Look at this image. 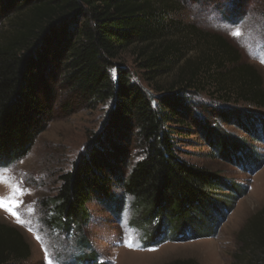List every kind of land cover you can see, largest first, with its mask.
<instances>
[{
    "label": "trees",
    "instance_id": "trees-1",
    "mask_svg": "<svg viewBox=\"0 0 264 264\" xmlns=\"http://www.w3.org/2000/svg\"><path fill=\"white\" fill-rule=\"evenodd\" d=\"M178 9L179 0H0V166L26 156L45 129L51 107L39 91L46 86L42 77L47 69L54 70L78 107H107L101 132L61 176L47 203L51 226L76 231L83 247L88 203L98 200L118 213L122 199L115 187L132 197L144 227L155 223L149 244L212 234L245 192L218 173L186 162L178 138L190 130L194 105L188 93L210 88L222 101L262 108V75L219 34L189 25L183 27L188 37H179L182 25L173 18ZM196 40L205 43L204 51L179 65L184 46ZM130 46L137 47L147 80L177 67L176 78L165 87L154 83L150 93L118 61ZM220 116L252 139L264 140V119L234 111ZM196 130L210 148L209 157L233 161L251 173L262 166L263 155L219 125L202 122ZM133 137L143 156L125 172ZM237 240L232 264H264V207L240 229ZM29 256L22 233L0 222V264H17ZM77 259L96 264L91 254ZM166 264L198 263L177 259Z\"/></svg>",
    "mask_w": 264,
    "mask_h": 264
},
{
    "label": "rangeland",
    "instance_id": "rangeland-1",
    "mask_svg": "<svg viewBox=\"0 0 264 264\" xmlns=\"http://www.w3.org/2000/svg\"><path fill=\"white\" fill-rule=\"evenodd\" d=\"M173 18L182 25L179 37L189 32L183 27L193 25L199 31L225 38L235 47L240 60L251 64L262 75L264 82V0H179V9ZM193 43L184 46L185 54L179 65L184 60L198 57L206 48L201 40ZM137 50V47L130 46L118 59L127 67L133 81L153 94L154 83L163 87L172 83L177 67L149 81L139 66ZM42 78L46 86L42 85L39 92L51 107L45 129L26 156L0 166V169H8L4 175L10 178L11 184H17L23 190V195L16 197L22 203L15 209L22 222L0 208V222L17 228L30 247V256L17 264H47L46 253L52 264H83L77 259L83 253L94 256L96 264H166L177 259H194L198 264H232L238 246V232L264 207V160L262 166L251 173L233 161L211 158L207 155L210 148L205 146L196 129L202 122L219 125L252 149L255 155L264 156V140L252 139L246 130L220 116L233 111L237 114L246 112L263 120L264 107L222 101L221 94L210 88L187 95L194 108L190 130L178 138L182 158L190 164L218 173L238 187L246 188L212 234L149 244L154 238L151 229L155 228V223L144 227L132 197L115 187L114 193L122 199L118 213H112L98 200L88 203L90 220L81 231L87 247H83L78 243L79 234L76 231L66 233L51 226V206L47 203L56 195L62 182L61 176L72 170L91 138L101 132L107 107H78L51 68L43 73ZM68 103L71 104L67 106ZM203 107L206 109L201 111ZM142 156V145L133 137L129 156L124 162L125 172ZM10 192L8 183H0V197L7 198ZM126 242L131 243V247L126 246Z\"/></svg>",
    "mask_w": 264,
    "mask_h": 264
},
{
    "label": "snow or ice",
    "instance_id": "snow-or-ice-1",
    "mask_svg": "<svg viewBox=\"0 0 264 264\" xmlns=\"http://www.w3.org/2000/svg\"><path fill=\"white\" fill-rule=\"evenodd\" d=\"M7 171L8 169H0V183H8L11 187V192L7 198L0 197V208H4L11 215L16 216L18 222H22L19 221V215L15 211V209L19 207L20 203H22V201H19L18 199H16V197L18 195H23V190L19 187V185L11 184L10 178L4 175V173H6ZM126 246L131 247V243L126 242ZM46 262L47 264H52V259L47 256V253H46Z\"/></svg>",
    "mask_w": 264,
    "mask_h": 264
}]
</instances>
